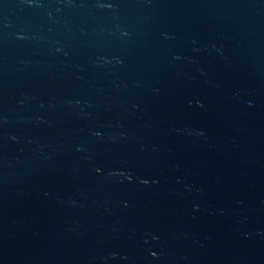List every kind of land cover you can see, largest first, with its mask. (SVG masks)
I'll return each mask as SVG.
<instances>
[{
	"label": "water",
	"instance_id": "95a60500",
	"mask_svg": "<svg viewBox=\"0 0 264 264\" xmlns=\"http://www.w3.org/2000/svg\"><path fill=\"white\" fill-rule=\"evenodd\" d=\"M0 264H264V0H0Z\"/></svg>",
	"mask_w": 264,
	"mask_h": 264
}]
</instances>
